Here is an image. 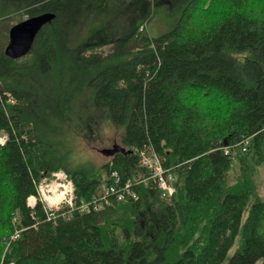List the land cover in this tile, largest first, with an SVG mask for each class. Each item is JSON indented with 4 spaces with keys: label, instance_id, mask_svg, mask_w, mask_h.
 Returning <instances> with one entry per match:
<instances>
[{
    "label": "trees",
    "instance_id": "16d2710c",
    "mask_svg": "<svg viewBox=\"0 0 264 264\" xmlns=\"http://www.w3.org/2000/svg\"><path fill=\"white\" fill-rule=\"evenodd\" d=\"M112 1L0 0V259L221 264L240 235L227 264H264V200L249 173L264 162V0H166L177 17L156 37L144 33L142 19L125 36L71 46V29ZM24 21L31 38L11 54L10 28ZM84 90V103L121 129L119 148L99 164L70 168L65 146L79 118L66 117ZM246 137V151L224 153ZM147 143L172 167L170 197L140 184L136 200L47 217L37 190L44 176L63 169L79 205L111 170L145 176L138 151ZM233 155L238 172L229 181Z\"/></svg>",
    "mask_w": 264,
    "mask_h": 264
},
{
    "label": "rangeland",
    "instance_id": "374dc122",
    "mask_svg": "<svg viewBox=\"0 0 264 264\" xmlns=\"http://www.w3.org/2000/svg\"><path fill=\"white\" fill-rule=\"evenodd\" d=\"M175 17L177 16L171 12L166 0H113L110 9L106 13L98 14L94 17H87L82 24L75 28L73 27L71 29L69 43L71 46H74L84 40L100 41L107 38L122 37L131 30L134 23L142 19L146 22V30L144 33L150 37H156L168 31L173 26ZM107 48L105 47V50ZM84 93L85 95L80 94L75 99V102L71 104L73 109L76 108L74 114L66 117L79 118L73 124V133H69L65 146V149H71L69 150L71 152L70 155L66 158V164L70 168L87 163L99 164L107 160L113 152V149L119 144L121 129L116 127L108 119L109 117L106 115L105 110L95 108L92 104L88 105L87 102L84 103V96H89L88 90H84ZM86 104L87 107L83 108ZM236 151L239 152V148ZM54 172H63L61 176L63 174L66 176L63 179L69 178L63 169ZM237 172L238 160L236 155H233L232 167L228 172L229 181L234 180ZM249 173L253 182L254 194L264 200V162L259 165L251 164ZM44 177L41 180V185L43 184L42 188L45 183H50L49 180L54 178L52 175L50 177ZM57 179L61 180L60 174H58ZM40 196L44 200L42 193H40ZM53 196V200L55 201L61 197V194L56 190ZM251 201L252 198L245 206L241 222L244 221L248 213ZM58 205V209H63L66 208L67 203L60 202ZM239 244L240 235H237L234 244L229 248L226 258L221 264H227L230 256L238 251ZM262 263V258L255 262V264Z\"/></svg>",
    "mask_w": 264,
    "mask_h": 264
},
{
    "label": "built area",
    "instance_id": "2783aa9c",
    "mask_svg": "<svg viewBox=\"0 0 264 264\" xmlns=\"http://www.w3.org/2000/svg\"><path fill=\"white\" fill-rule=\"evenodd\" d=\"M6 95H7V101L8 102L14 101L13 97L8 92H6ZM5 140H6L5 132L0 131V144H3ZM240 143L243 144V150H245L246 145L248 143V137L243 138L240 141ZM138 154H139V158H140V160H139L140 165L143 166L144 168H146L148 173L145 176H142V177H139L136 179H131V178L122 179L120 174L116 170H111V172L109 174V181L107 183H103L101 185L102 192L100 194L97 193L95 196H93V202H98L101 205L109 204L110 203V199H109L110 194H115L116 198H118V199L124 198L127 194L138 197V193H137V190L135 187L140 185V184H142L144 186H151V185L155 186L157 188V190L159 191V194L162 198H168L174 193L175 185L173 184L172 173L167 168V166L163 165V159L154 150L153 146H151L150 144L147 143V145H145L142 149H140L138 151ZM62 173L63 172H59V173L52 172L51 175L54 176V178L49 180V181L50 182L61 181L64 185H67V188H68V183L71 184V181L68 180L69 178L63 179V177L66 178V176L64 174L61 176ZM58 174H60L61 180L57 179ZM43 178H45V177H43ZM57 183H59V182H57ZM46 185H47V183L44 184V186H46ZM42 186H43V184L41 185V181H40L37 184V190H38L39 195H40V193H42V189H43ZM67 188L64 191V196L55 200L54 202H49L48 200H46L43 196V193H42V196H43L44 200L40 196V200L42 202L43 201L45 202V204L43 205V209L47 213L48 218H51L53 216L55 210L58 209V207H59V205L57 206L58 203L64 202V203H68L70 205L73 204L72 196L69 195V190L67 192ZM30 196H33L34 201L29 203L27 200V204L29 206L33 207L35 202H36V197H35V195H30ZM53 206H54V208H53ZM79 206L82 209L88 211L89 202L81 201ZM69 214L70 213H67V216ZM19 231H20V229H16L15 231H13L9 235V237L6 239V247L8 246V244L12 240H15L17 238ZM0 264H16V263L12 260L6 261L4 259V256H2V258L0 259Z\"/></svg>",
    "mask_w": 264,
    "mask_h": 264
},
{
    "label": "bare ground",
    "instance_id": "6f19581e",
    "mask_svg": "<svg viewBox=\"0 0 264 264\" xmlns=\"http://www.w3.org/2000/svg\"><path fill=\"white\" fill-rule=\"evenodd\" d=\"M144 26L141 25L139 29H142ZM223 144L226 145V141L225 139L223 140ZM247 147H248V143L246 145V149L243 150V144H241L240 142L238 144H236L234 147L232 146L231 149L229 148V146H223V151L224 153H234V152H237L236 149L239 148V151H246L247 150ZM167 168L171 171L172 173V178H173V184H174V175H173V172H172V167H169L167 166ZM71 181V179H68ZM59 182V183H57ZM53 181V182H50L48 183L46 186L43 187L42 189V193H43V196L45 199H47L49 202H53V193L57 190V192H59V194H61V197L64 196V191L65 189L67 188V185H64L61 181ZM69 190V195L72 196V199L74 198V186H73V183L71 181V184L68 183V188H67V192ZM102 192V187L101 189L98 191V193L100 194ZM96 194H94L93 196H95ZM93 196L88 200V201H83V202H89V209L88 211H90L91 209L92 210H99L101 208L104 207L105 204L101 205L99 204L98 202H93ZM60 197V198H61ZM138 197L137 196H133V195H130V194H127L124 198H121V199H118L116 198V195L115 194H110L109 195V199H110V203H112L113 201H127L129 199H132V200H136ZM57 199V198H56ZM28 202H33L34 199H33V196H29L27 198ZM67 209L64 211V212H67V213H70L72 212V210L76 209L80 212H85L87 210H84L82 209L79 205H75L74 201H73V204L70 205L67 203L66 205ZM59 210V209H58ZM56 215L53 214L52 217H55Z\"/></svg>",
    "mask_w": 264,
    "mask_h": 264
},
{
    "label": "water",
    "instance_id": "95a60500",
    "mask_svg": "<svg viewBox=\"0 0 264 264\" xmlns=\"http://www.w3.org/2000/svg\"><path fill=\"white\" fill-rule=\"evenodd\" d=\"M26 23L27 21H24L10 28L11 39L6 47L7 52L11 54H17L19 53V51L23 50L24 47L27 45V42L31 38V33L26 30L27 27H23ZM118 148L119 146H116L113 151L117 150Z\"/></svg>",
    "mask_w": 264,
    "mask_h": 264
}]
</instances>
